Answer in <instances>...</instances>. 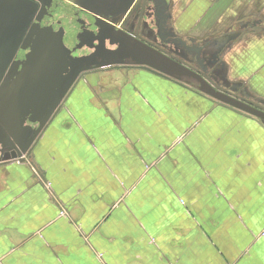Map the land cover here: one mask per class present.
I'll list each match as a JSON object with an SVG mask.
<instances>
[{
  "label": "crops",
  "instance_id": "obj_1",
  "mask_svg": "<svg viewBox=\"0 0 264 264\" xmlns=\"http://www.w3.org/2000/svg\"><path fill=\"white\" fill-rule=\"evenodd\" d=\"M168 5L211 75L264 106V0ZM182 83L87 74L25 162L2 151L0 264H264V123Z\"/></svg>",
  "mask_w": 264,
  "mask_h": 264
},
{
  "label": "water",
  "instance_id": "obj_2",
  "mask_svg": "<svg viewBox=\"0 0 264 264\" xmlns=\"http://www.w3.org/2000/svg\"><path fill=\"white\" fill-rule=\"evenodd\" d=\"M69 1L102 20L118 21L116 18L123 16L134 0ZM162 1L167 3L166 0ZM18 4L21 6L20 2ZM15 16L20 29L16 41L7 48V51L10 50L0 73L1 82L11 63L15 65L16 77L13 76L10 84L0 88V153L9 148L12 160L25 162L38 136L61 109L75 85V78L70 79L68 69L79 57L72 55L64 35L53 27L33 25L23 41L29 22L21 23L20 20L24 18L20 9ZM135 41L141 51L137 60L141 67L180 83L184 76L194 78L200 82L202 90L218 103L254 115L264 123V106L216 84L215 77L205 73L206 66L200 70L179 57L152 48L145 41ZM200 54L201 47L196 52L199 62Z\"/></svg>",
  "mask_w": 264,
  "mask_h": 264
},
{
  "label": "flooded vegetation",
  "instance_id": "obj_3",
  "mask_svg": "<svg viewBox=\"0 0 264 264\" xmlns=\"http://www.w3.org/2000/svg\"><path fill=\"white\" fill-rule=\"evenodd\" d=\"M166 1L167 3L162 0H134L128 11L115 21L102 20L96 14L69 0H15L21 4L22 18L29 22L23 41L33 25L53 27L64 35L72 55L79 57L68 69L70 79L75 78L74 83L87 74L101 70L127 71L141 67L137 62L141 51L135 40L145 41L152 48L179 57L200 70L206 66L205 73L211 75L205 62L202 45L178 37L173 32L168 0ZM125 33L134 39H130ZM199 47L201 62L196 59ZM11 65V68L8 67L6 77L0 82V88L2 85L10 84L13 76L16 77L15 65L12 63ZM182 79V82L189 86H201L194 78L184 76ZM214 82L237 93L234 88L216 78ZM10 156L11 149L5 148L3 157Z\"/></svg>",
  "mask_w": 264,
  "mask_h": 264
},
{
  "label": "rangeland",
  "instance_id": "obj_4",
  "mask_svg": "<svg viewBox=\"0 0 264 264\" xmlns=\"http://www.w3.org/2000/svg\"><path fill=\"white\" fill-rule=\"evenodd\" d=\"M19 9L20 5L15 0H0V67L7 48L14 41L20 29L15 16L18 15ZM20 21L24 22L23 19Z\"/></svg>",
  "mask_w": 264,
  "mask_h": 264
},
{
  "label": "built area",
  "instance_id": "obj_5",
  "mask_svg": "<svg viewBox=\"0 0 264 264\" xmlns=\"http://www.w3.org/2000/svg\"><path fill=\"white\" fill-rule=\"evenodd\" d=\"M64 213V212H63Z\"/></svg>",
  "mask_w": 264,
  "mask_h": 264
}]
</instances>
